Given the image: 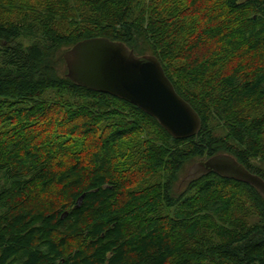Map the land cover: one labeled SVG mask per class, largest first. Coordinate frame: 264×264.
<instances>
[{"label":"trees","instance_id":"obj_1","mask_svg":"<svg viewBox=\"0 0 264 264\" xmlns=\"http://www.w3.org/2000/svg\"><path fill=\"white\" fill-rule=\"evenodd\" d=\"M202 2L189 21L181 0H56L42 10L22 2L15 17L0 13V123L33 127L52 93L53 110L90 124L82 139L96 136L71 152L57 127L43 139L28 125L0 132V264H264V198L255 188L215 173L175 188L186 164L217 154L264 181V0ZM92 38L156 57L199 116L197 135L176 140L136 106L71 82L61 55ZM202 39L208 51L193 56ZM59 97L78 106L63 113ZM212 123L227 136L216 137ZM117 148L139 152L130 173L114 172ZM151 170L166 179L136 196L131 185ZM221 185L241 190L256 223L231 218L233 197L217 194Z\"/></svg>","mask_w":264,"mask_h":264},{"label":"water","instance_id":"obj_2","mask_svg":"<svg viewBox=\"0 0 264 264\" xmlns=\"http://www.w3.org/2000/svg\"><path fill=\"white\" fill-rule=\"evenodd\" d=\"M61 58L71 82L136 106L155 119L172 138L185 140L199 132V116L176 93L156 57L137 56L118 41L92 38L75 44ZM209 173L244 182L264 198V181L230 155L217 154L193 164L185 180ZM83 196L78 198L77 207Z\"/></svg>","mask_w":264,"mask_h":264},{"label":"rangeland","instance_id":"obj_3","mask_svg":"<svg viewBox=\"0 0 264 264\" xmlns=\"http://www.w3.org/2000/svg\"><path fill=\"white\" fill-rule=\"evenodd\" d=\"M56 0H20L18 1L15 5H12L11 7H8L7 5H9V2L3 0L2 2H4L2 8H1V16L5 17L10 15V18L15 17L16 15V11L17 9L20 7V5H22L21 3L23 2V4L25 6H27V8H33L34 10L41 8V10L49 4V2H55ZM177 1V0H174ZM145 2H149V0H145ZM150 2L152 4H157V3H162L163 0H150ZM203 4L202 0H181V9L184 8V16H186V21H189L193 18L192 16V11L195 10V8H199L201 5ZM149 8V7H147ZM177 19V18H176ZM185 20H181L180 23L184 24V22H186ZM55 27L57 28H66V25L64 23L58 22L56 21L55 23ZM194 29H198L195 26H193ZM194 33H197L196 30L193 31ZM204 39L201 40L200 43V47L197 49H194L191 54L193 56H200L201 54L205 53L208 51V47L203 45ZM242 52V51H241ZM58 68L57 70L60 72L63 70V66L62 64H57ZM67 73V71H66ZM44 100L46 99V101L44 103H41V107L38 110V112L40 113H34L33 116L35 119L36 115H38V121L37 124L34 125L33 127L30 126L28 124V122L22 121V120H17L14 119L12 121L11 124H6L5 122L0 123V132L4 129H8V128H21L22 126H24L25 128L27 127L29 129H33L34 131L39 133L40 136L42 137L41 139H43V136H48V133L53 132L55 127H57L58 130V134L59 135L57 137L59 142H65L67 144V149L69 151H73V152H78L80 151L79 148H86V146H92V143L96 140V136L95 135H91V136H85V138L82 139L83 137V133L82 136H80V133L83 131L85 132L86 129H90V124L87 122L86 119H84L83 121H81V123L78 121L71 123L70 121L66 120L67 115L66 114H62L61 113V105L59 106V113H57L55 110H53V108H51V104L58 103V97L52 93H46L43 96ZM60 101H63V107H62V111L64 113V111L66 110V106L71 107V109L75 108L78 106V102H76L75 99H67V98H62L59 97ZM59 104V103H58ZM54 111V112H53ZM247 114V113H246ZM22 119V118H21ZM15 122V123H13ZM59 123V124H57ZM84 123V129H82L80 126L81 124ZM17 124V125H14ZM49 124V125H48ZM48 125V126H45ZM60 126V128H58V126ZM211 130L213 132V134L216 137L219 138H225L227 136L226 130L224 129V127L221 126V124L218 123H212L211 124ZM70 133H74V134H70ZM53 138V137H51ZM81 138V143L77 146L74 147V141L75 140H79ZM54 139V138H53ZM69 140H71V142H69ZM128 143V142H124L123 144ZM133 143V142H130ZM136 144V143H135ZM135 144L132 145V148H141V146H136ZM70 147V148H69ZM116 154L117 156L115 157V163L113 162L114 166H113V170L115 173L123 175L124 172L128 171V168H130V166L132 165V163L134 161H136V159H138L139 157V152L135 151L134 149H126V148H117L116 149ZM70 152V153H71ZM121 152V153H119ZM123 152V154H122ZM72 154V153H71ZM121 154V156H119ZM215 156V155H214ZM82 157H86V155L84 156V154L82 155ZM83 159V158H82ZM206 158H197L195 160H193L191 163L186 164L183 168V170L181 171V173H179L177 175V181L175 184V188L176 191L179 192L185 185L186 181L185 178L187 176L188 170L192 167L193 164L204 160ZM64 164V163H63ZM68 163L65 164V167H67ZM261 166V168L264 170V162H260L259 164ZM258 165V166H259ZM56 167L53 165V172L59 171L58 169H55ZM60 169V168H59ZM130 173V171H128ZM167 174L165 175L164 171H152L151 173H149V175L146 177L145 179V183L142 184H137L138 182L135 181L132 185H131V190H133V193L135 191V195L139 196V192H143L145 189L150 188V189H154V185H162L164 180L166 179ZM144 181V180H143ZM142 181V182H143ZM145 185V186H144ZM55 188V187H54ZM145 188V189H144ZM157 189H161V188H157ZM216 192L219 195H225V196H232L233 197V206H232V210H231V218H235V219H239V220H243V224H245L246 226H251L252 224L257 222V216L255 215V213L253 211H251L249 208H247V205L243 199V197L241 196L242 193L240 192L241 190H235L232 191V189L225 187L223 185L218 186L216 188ZM134 196V195H133ZM154 198H157L154 197ZM124 199L126 200L127 198L124 197ZM160 200V199H159ZM157 199V201H159ZM156 201V202H157ZM160 204V203H159ZM159 212L161 213V216H165L166 213H168L164 207H160L159 208Z\"/></svg>","mask_w":264,"mask_h":264}]
</instances>
